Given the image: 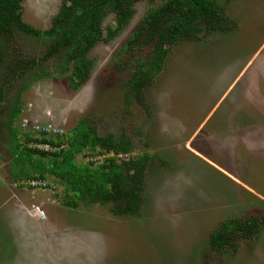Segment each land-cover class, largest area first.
Wrapping results in <instances>:
<instances>
[{
  "label": "rangeland",
  "instance_id": "obj_1",
  "mask_svg": "<svg viewBox=\"0 0 264 264\" xmlns=\"http://www.w3.org/2000/svg\"><path fill=\"white\" fill-rule=\"evenodd\" d=\"M61 1L23 0L22 19L45 30ZM213 1L217 30L169 48L143 89L145 105L127 100L134 59L118 53L154 5L148 0L136 3L121 34L90 51V77L78 90L62 77L37 78L34 68L12 86L0 105V264H264V0ZM15 41L10 52L21 47L10 57L22 61L47 50L18 34ZM18 90L21 134L52 123L64 137L86 118L99 135L126 134L132 156L154 157L139 216H115L112 204L65 206L64 184L50 174L41 188L13 179L6 120ZM251 216L263 220L255 239L209 247L224 221Z\"/></svg>",
  "mask_w": 264,
  "mask_h": 264
},
{
  "label": "trees",
  "instance_id": "obj_2",
  "mask_svg": "<svg viewBox=\"0 0 264 264\" xmlns=\"http://www.w3.org/2000/svg\"><path fill=\"white\" fill-rule=\"evenodd\" d=\"M142 0H62L51 25L40 30L22 19L23 0H0V105L7 102L13 85L25 78L33 68L36 77H62L71 90H78L90 77V51L99 42H108L122 33L133 16L136 3ZM154 3L130 34L118 55L129 52L134 59V70L126 81V97L132 96L142 105L143 89L161 71L169 48L182 40L199 41L201 34L216 31L217 4L213 0H148ZM113 16V24L103 27ZM18 34L28 39L47 43L46 52L39 58L19 60L17 47L10 52ZM150 47L145 56L140 51ZM132 52V53H131ZM51 62V67H48ZM46 65V66H45ZM41 69H40V68ZM25 86L21 87V89ZM21 92L10 107L6 120L11 147L8 154L15 166L13 179L44 181L47 174L63 182L65 206L77 207L78 202L112 204L115 216H139L142 204L145 173L154 157L134 152L133 142L126 134L99 135L86 118L64 137L50 131H28L24 137L13 126L22 111ZM39 132L41 137L34 135ZM63 137V138H62ZM48 143L54 151L41 150L38 144ZM110 154V156H109ZM78 156L89 158L78 162ZM41 187H46L40 186ZM32 188V187H30ZM258 217L238 221H224L221 228L209 233L208 244L214 251L228 245L237 247L238 239L253 240L260 229Z\"/></svg>",
  "mask_w": 264,
  "mask_h": 264
},
{
  "label": "built area",
  "instance_id": "obj_3",
  "mask_svg": "<svg viewBox=\"0 0 264 264\" xmlns=\"http://www.w3.org/2000/svg\"><path fill=\"white\" fill-rule=\"evenodd\" d=\"M41 129V130H39ZM43 131V132H46V131H50L52 130L53 132H61L60 129H58L57 126H55L54 124H48V125H45V126H42L39 128V126H34L32 129H28V131L34 133L35 131ZM34 135H37L38 137H41L39 132H36ZM37 148L41 149V148H46V150L48 151H54L56 150V148H52L48 143H45V144H38L37 145ZM42 150V149H41ZM28 185L32 188H40V186H44L46 185L44 181L42 180H37V179H31V180H28ZM37 211H38V214L39 216H41V218H44V212L43 210L37 208Z\"/></svg>",
  "mask_w": 264,
  "mask_h": 264
},
{
  "label": "clouds",
  "instance_id": "obj_4",
  "mask_svg": "<svg viewBox=\"0 0 264 264\" xmlns=\"http://www.w3.org/2000/svg\"><path fill=\"white\" fill-rule=\"evenodd\" d=\"M56 126V125H55ZM58 127V126H57ZM58 129H60L59 127H58ZM61 130V129H60ZM55 133H58V132H55ZM61 133V132H60ZM59 134V133H58ZM30 187V186H29Z\"/></svg>",
  "mask_w": 264,
  "mask_h": 264
}]
</instances>
